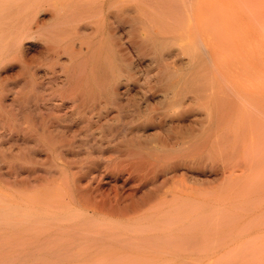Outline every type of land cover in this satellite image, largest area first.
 <instances>
[{"label":"bare ground","instance_id":"bare-ground-1","mask_svg":"<svg viewBox=\"0 0 264 264\" xmlns=\"http://www.w3.org/2000/svg\"><path fill=\"white\" fill-rule=\"evenodd\" d=\"M42 1L47 3L48 0H26L21 5L25 10L32 5L34 7L39 3L41 4ZM49 1L53 6L48 2L47 7L50 5L55 8V15L52 13L49 15L55 20L50 25L51 27H47L50 28L48 34L38 31L39 21L34 20L32 24L36 23L32 25L30 21L28 23L25 19H22V16L21 18L18 16L19 12L15 11L16 7L12 5L13 2H18L17 0L5 1L8 2V11L3 12L4 9H7L5 3V6L3 5L5 8L2 6L0 8L3 9L0 15V63L3 60L20 59L19 68L21 72H27L28 79H30L28 80L29 83L26 80L28 85L25 84L29 86L27 92L25 89V92H20L24 85L20 86L21 84H19L18 87L17 84L18 89L13 86L12 88L15 91L12 90L8 96L13 99L10 101L14 103V107L16 108V103H18L21 108V111H19L24 114L20 115L17 111L19 107H17L16 113L10 112L9 115H5L8 108H3V112L6 110L4 113L0 110V128L8 134H0V137H4V135L6 139L7 136L12 137L11 143L14 142L15 145L18 141L16 139H21V144H24L25 147L24 156H20V158L23 157L24 162L7 163L4 168L0 167V175H2L0 177H10L7 174L11 177H18L23 174V171L25 172L20 180L17 179L19 180L18 183L20 182L19 187L15 184L17 182H13L14 184L12 183L10 187L9 183L11 182L8 181H4V183L7 185L8 182L9 188L4 189L6 186L4 188L0 187V210H5L4 212L8 216H4L6 218L2 216L4 219L2 217L0 219V264H24V259L30 260V262L27 260V264H155V262L164 261L163 257L165 255L161 254L164 247H161L162 249H159L161 253L155 256L148 253L149 250H146L147 253H141L140 251L144 249V243L140 242L141 240L135 235L136 233L133 234L132 232L131 234L130 230L138 225L150 227L153 225L157 227L159 225H170L174 227L175 231L177 230V232L172 231L174 233H179V230L187 233L189 229L185 230L181 226H177L178 228L175 229V226L187 223L188 225H198L199 222L206 221L200 216L205 215L202 212L215 203L213 200L217 196L216 190L212 187L203 188L198 184H202L204 181L200 180L201 177L198 178L199 174H196V176L195 173L190 175L188 171L201 168L205 164L203 162L206 161H204V157H206V154L209 156L211 149L213 150L218 145H222V150L226 152L225 149H227V153L232 155L237 149L236 155L238 153L239 155L232 158V161L235 159V162L233 161L231 164L235 163L236 165V158L238 157L239 162L240 157L243 163V166H240L244 167L243 172L246 170L247 174L250 173L252 176L259 171L260 162L264 157V38L262 36L264 31V0ZM21 5L16 4L15 6L19 7ZM39 7L41 8V6ZM50 9L48 8V10ZM172 19H175V22L171 21V23L179 25L177 29L184 27L186 30L192 31L193 36L196 35L194 39H196L198 46L204 51L206 46L203 42V36L205 38L208 32L211 33L210 30H217L216 28L219 26L224 27L227 31H236L244 49L243 53L242 49L239 51V55L243 54L242 61L212 62L214 65L217 64L221 79L212 80L209 77L207 78V75L206 78L204 77L205 80L200 81L201 89L197 86L202 94L197 91V95L193 94V97H205L204 101L201 100L200 102L198 100L200 103L203 101L201 105L199 103L203 108V110L200 109V112L205 114H202L204 118H201L206 121L201 123L202 125L206 123L205 127H202L203 137H199L196 133L191 136L187 135L193 142L183 145V141L182 146H176L178 137L172 140L177 135H165L169 138L157 143L154 138L159 134V131L147 132V127L154 124V118H158L159 122L173 126L178 132L186 135V129L182 131V128H184L183 121L187 113L192 112V110H190V105L189 109L185 108L187 105V100L184 99L186 96L185 86L192 80L190 78H194L192 76L197 72L195 71L196 68L199 70L197 62L202 64L206 61H194L199 57L196 56L195 52H193L195 55L192 53L193 48L189 45V49L187 47L186 49L191 51L187 53L193 55H188L189 58L186 55L188 60L185 59V61L180 60V57H175V61H169L170 65L167 60H165L167 64L163 61V59H167L166 54L163 53L162 56L161 54L159 56L160 52L157 47H154L155 49L152 46L149 47L151 43L156 41L154 34H158L161 30L167 31V33L171 32L172 29L170 28L174 27V24L169 26L170 30L165 29V27L167 21L169 22ZM177 31L172 32L177 34ZM178 32L180 33V31ZM137 33L141 34H139L140 38L135 37L138 35ZM213 34L211 38H215ZM153 35L154 42L151 38ZM143 36L144 38H142ZM24 39L42 42L46 45L42 50L36 51L39 53L32 54L29 51L32 55L27 58L26 52H28L27 49L30 46L25 47L23 44ZM107 41L117 45L115 49L110 45V61L103 58L104 54L102 52L105 47L103 44ZM148 42H150L149 45ZM49 43L51 45H48ZM163 43L164 41L161 44L163 45ZM194 44L193 46H195ZM176 45L178 46L177 43L174 44V46ZM108 46H106V49H108ZM42 52L43 54L44 52H50L51 54L49 53L48 56L55 57V74L53 73L55 77L51 75V72H53V68L50 67L52 61L50 64L43 65L44 75L39 70L43 62L41 65L33 63L36 62L34 58L39 59L37 57H40ZM149 53L152 54L149 55L151 59L146 61L145 56L148 57ZM209 53L208 56L207 52L206 54L203 52L201 58H212L211 52ZM38 54L39 56L36 57ZM182 54H185V52L182 51ZM134 55L137 56L139 62L133 58ZM172 56L174 55L172 54L170 57ZM143 58V61L139 60ZM159 60L164 62V64L161 63L164 68L162 67L161 76L155 77L152 82L157 86L158 102L160 104L158 108L160 111L158 110L157 116L154 117L149 114L153 109L149 108L150 97L148 98V94L150 92H146L147 87L149 90L151 88L149 86V82H151L148 80L149 76L141 78V76L137 77L136 75L139 72H145V70V74H148L149 69L147 68L153 63L152 61L158 63ZM236 62L239 64L237 69L234 68L223 73L221 65L226 64L230 68L231 65H236ZM195 63L198 65L197 67ZM208 64L204 63L202 65H205L207 71H213ZM39 66L41 67L39 68ZM193 66H195L194 69ZM58 67L60 70L57 69ZM143 67L146 69H143ZM57 71L60 72L56 73ZM142 74L144 75V73ZM201 74L203 76L208 72L201 71ZM212 74L214 75V72ZM45 75L51 78L45 79L51 82L48 88L42 86L44 84L42 80L44 79L41 78H44ZM173 77L176 81L172 85L171 79ZM187 77L190 79L188 82ZM206 79H208L207 86L206 84L203 85L206 83L204 82ZM210 80L211 82H209ZM185 82H187L186 85ZM1 84L0 109L6 105L1 102L6 98H1L5 97L6 94L8 95V92L12 89L5 86L7 84ZM47 84L46 86H48ZM18 93H21L20 98ZM233 97L235 98L234 103L232 102ZM195 103L197 104V102ZM10 104L12 103L10 102ZM54 108L55 116L52 111ZM192 108H195V106ZM235 109L239 113L236 119L234 117V114H236ZM10 110L13 111V109ZM43 110L47 112L43 113ZM147 113L149 115L143 118V115ZM140 114H143L142 117H140ZM201 114L198 113L195 116ZM23 117L26 124L23 123ZM54 117L55 123L53 121ZM101 118H105V122H108L107 132L101 129V131H97L98 127L94 128L95 130L93 129L92 124H97ZM119 120L120 122L122 120L123 123L119 124ZM190 121L192 123L191 119ZM20 125H23L24 128L21 129ZM212 128L214 129L210 131ZM159 129L161 130V128ZM215 130L216 133H214ZM165 136H163L164 139ZM2 139L0 138V140ZM32 141L34 145L38 143L41 146L32 145ZM0 144L2 148L4 143L2 144L0 141ZM217 148L218 151L220 148ZM41 153L46 154V157L43 155L42 160L40 158ZM49 156L53 157H50L52 161L49 162L55 164V187L50 184L51 182L43 180L45 175L43 176V173H40L39 168L40 164L48 163L45 159H48ZM211 158L209 159V161L211 160L210 163L207 164L206 162V164L213 171L216 170V166H221L220 162V165L218 163L215 165L216 160L223 161V158L216 157L215 163L212 161L214 158ZM53 160L55 163H53ZM13 162L15 161L13 160ZM226 162L228 163V161ZM235 165H232V167ZM237 165L239 164L237 163ZM226 166L220 168L223 170ZM44 168L45 174L49 172V176L53 175L52 168ZM260 172L257 174H260ZM4 173H6V176H4ZM119 175L123 177L121 181L117 182L116 179ZM47 176L46 178L49 180L50 177ZM41 178L42 180H40ZM50 180L53 179L50 178ZM229 180L228 178L223 180L222 185L228 187ZM206 181L208 183L210 180L207 179ZM233 185L238 187L239 183L236 181ZM233 185H230V187H233ZM219 193L221 194V192ZM256 198L258 199V197ZM47 206H55V217L51 215L45 217L48 214L45 210ZM190 209V213L195 212L196 215L201 212L199 213L201 215L197 214L195 216L189 213L194 215L191 218L189 214L183 212H189ZM262 210L264 212V208ZM259 213H262L261 210ZM2 214L3 211L0 215ZM185 214L186 216H184ZM222 214H220V217L223 216ZM212 215L213 217L216 216ZM254 216L256 217L255 214ZM54 219L55 221L67 222L66 224L69 222L72 230L63 229L61 224L59 225V223L53 221ZM224 222L227 223V221ZM97 224L101 227L97 228ZM80 226H83L82 230L79 229ZM119 226L125 227V230H122ZM247 226L242 227L245 229ZM250 228H252V225ZM154 229L156 228H152V230ZM240 229L242 228L240 227ZM243 229V232L247 230V228ZM127 230H129V233ZM148 233L150 235V232ZM171 234L170 236H174L173 233ZM204 236L206 237V235ZM218 240L216 236V242ZM212 241L215 242V239ZM183 243L181 242V244ZM178 244L180 246V243ZM157 249L155 250L157 251ZM180 249L184 250V247H180ZM231 249L235 251L233 247ZM244 249L246 248L244 247ZM259 249L262 250V247L259 246L257 250ZM196 260L198 262L194 261L193 264L199 263L197 258Z\"/></svg>","mask_w":264,"mask_h":264},{"label":"rangeland","instance_id":"rangeland-1","mask_svg":"<svg viewBox=\"0 0 264 264\" xmlns=\"http://www.w3.org/2000/svg\"><path fill=\"white\" fill-rule=\"evenodd\" d=\"M5 1H7V0H5ZM4 0H0V8H1V6L2 7H4L5 6V4H7L8 2H5ZM18 2H13L12 3V5L14 6V7H16L15 8V11L17 10L19 13V17L21 18V16H22V19L24 20H26L28 23H29V21H30V24H32V22L35 20V21H39L38 22V24H39V28H38V31H43V33L44 34H48V33H50V28H47V27H49L50 25H52V23L54 22V20H55V18H53V17H51V15H49V14H54L55 15V8L54 7H51V6H53L52 4H51V1H47V3H45L46 1H42L41 2V4L39 3V5H36V6H34L33 7V5L31 6V7H29V8H27V9H25L24 10V7H23V5H21V4H23L26 0H17ZM9 2H11V0H9ZM22 2V3H21ZM48 2L51 4V6L49 5V7H47L48 6ZM5 3V4H4ZM43 3H44V5H43ZM21 5V6H15V5ZM4 5V6H3ZM7 6H8V4L6 5V8H7ZM39 6H41V8L39 7ZM17 7H18V9H17ZM34 9H33V8ZM37 7H39V8H37ZM47 9H46V8ZM5 8V7H4ZM48 8L50 9V10H48ZM3 9H0V15H1V11H2ZM8 11V8L7 9H4L3 10V12L4 11ZM29 10H33V11H29ZM3 12H2V16H3ZM28 12V13H27ZM34 12V13H33ZM46 12V13H45ZM50 12V13H49ZM29 13H31L30 15H29ZM39 13V14H38ZM5 14V13H4ZM21 14V15H20ZM34 15V16H33ZM24 16V17H23ZM47 16H49V17H47ZM30 17V18H29ZM44 17V18H43ZM19 18V19H20ZM46 18V19H45ZM50 18V19H49ZM30 19H33V20H30ZM6 20V19H5ZM53 20V21H52ZM175 19H172V20H169V22L167 21V26L165 27V29H168V30H170V29H172L171 30V32L169 31L168 33H167V31L166 32H164V30H161V32H159L158 34H154L155 35V37H156V41L154 42V39H153V37H154V35L151 37L152 38V40H153V42L154 43H151L150 44V42H148V45H149V47L150 46H152V48L153 49H155L154 47H157L158 48V50H159V56H160V54H161V56L163 55V53L164 54H166L167 55V59L165 58V59H163V61H165V60H167L168 62L169 61H175V57L176 58H178V57H180V60H184L185 61V59H187V58H189V56L193 53V52H195V54H196V56L197 57H199V59H195L194 61H205L204 63L205 64H208L209 66H210V68L211 69H213V71H211V70H209V71H207V68L205 67V65H202V64H204V63H202V64H200L201 62H197L198 63V65H199V70L196 68V70L195 71H197V72H195V74L192 76V77H194V78H190V79H192L191 81H190V79L187 77V82L188 81H190V82H188L189 84H187L186 85V83L187 82H185V87H186V92H185V97H184V99H185V101L187 102H185L187 105H186V109L188 108H190V110H192V112H189V113H187V115L184 117V121H183V124H184V128H182V131H183V129L185 130L186 129V135L184 134V133H182V132H178L176 129H174L175 127H173V126H169V125H167V124H165V123H161V122H159V120H158V118H154L155 120H154V124H151V125H149L147 128H148V130H147V132L148 133H153V131L155 130V132L156 131H159V134L154 138V141L155 142H163V141H165L167 138H169V136H176L174 139H172V140H175L177 137V142H176V146L177 145H179V146H182V143H183V141H184V143H183V145H185V144H187L188 142H193L192 141V139H190V137L189 136H187V135H194L195 133L196 134H198L199 135V137H203V130H202V127L206 124H201V123H204V122H206L204 119H202V118H204V116L203 115H205L204 113H202L201 114V112H200V109L201 110H203V108H202V106H200L202 103H203V99L205 98V97H197V96H195V97H193L195 94H196V91L199 93L200 92V94H202V91L200 90L201 88V83H200V81H202L203 79H204V77L206 78V76H207V78L209 77L210 79H212V80H219V79H221L220 77H221V75L220 74H218V66H217V64L216 65H214L212 62L213 61H242V58H243V51H244V49H243V43H240L241 41L238 39V33H236V31H230V30H226L224 27H222V26H219L218 28H216L217 30H215V29H212V30H210V32L211 33H209L208 32V34H206V36H205V38H204V36H203V42H204V45L206 46V48H205V51L204 50H202L201 49V47L200 46H198V44H197V42H196V39H194V37H196V35L195 36H193L194 35V33L192 32V31H190V30H186L184 27L182 28V27H179V29H177L178 28V26L179 25H177L176 23L174 24V23H171V21L173 22ZM52 21V22H51ZM175 22V21H174ZM36 22H34L33 24H35ZM32 24V25H33ZM41 24V25H40ZM174 24V27H176V28H174V27H169V26H171V25H173ZM47 25V26H46ZM43 27V28H42ZM46 27V28H45ZM51 27V26H50ZM170 28V29H169ZM173 28H174V30H178V31H180V33L177 31V34H176V32H172V31H174L173 30ZM41 29V30H40ZM44 29V30H43ZM183 31H182V30ZM233 30V29H232ZM213 31H217V32H213ZM227 31V32H226ZM165 34H164V33ZM190 32V33H189ZM221 32V33H220ZM212 33H214L213 35L215 36V38L214 37H212L211 38V36H212ZM138 34V33H137ZM136 34V35H137ZM140 34V33H139ZM138 34V35H139ZM226 34H228V35H226ZM236 34V35H235ZM135 36V37H139L140 38V35L139 36ZM164 35V36H163ZM181 35V37H183V38H181V37H179ZM190 35V36H189ZM235 35V36H234ZM161 38H160V37ZM187 36V37H186ZM192 36V37H191ZM229 38H228V37ZM232 36H234V37H232ZM262 36H263V38H264V31L262 32ZM145 37H147L146 35H145ZM163 37H167V38H164L163 39ZM142 38H144V36L142 37ZM185 38V39H184ZM234 38H235V40H234ZM148 39V38H147ZM162 39V40H161ZM174 39V40H173ZM184 39V40H183ZM187 39V40H186ZM191 41H190V40ZM194 39V40H193ZM237 39V40H236ZM149 40H150V37H149ZM148 40V41H149ZM211 40V41H210ZM220 40V41H219ZM239 40V41H238ZM24 42H23V44L25 45V47L26 46H30L28 49H27V51L28 52H26V55H27V58L28 57H30L32 54H34L36 51H39L40 49L42 50L43 49V47H45V45L46 44H43L42 42H38V41H36V42H33V41H30V40H26V39H24L23 40ZM164 41V43H163V45L161 44L162 42ZM171 41V42H170ZM174 41V44L175 43H177L178 44V46L176 45V46H174V44L172 45V42ZM177 41H179V42H177ZM190 41V42H189ZM216 41V42H215ZM234 41V42H233ZM236 41V42H235ZM152 42V41H151ZM157 42V43H156ZM185 42V43H184ZM218 42H219V44H218ZM229 42V43H228ZM32 43L34 44L33 46H32ZM191 43V44H190ZM195 43V44H194ZM226 43V44H225ZM236 43V44H235ZM237 43H239V45H237ZM109 46H108V45ZM153 44H154V46H153ZM160 44V45H159ZM193 44L196 46H193ZM36 45V46H35ZM48 45H51V43H49ZM104 46V49H103V54H104V59H109L110 58V56H111V52H109V49H110V45H112L113 47H114V49L117 47V45H115L114 43H110V42H108L107 41V43L105 42L104 44H103ZM170 45H172V46H170ZM185 45H187V46H185ZM189 45H191L192 47L191 48H193L194 49V51H193V49H192V53L191 54H188L187 52H189L190 53V51L191 50H187V49H189ZM35 46V47H34ZM76 46V48L78 47L77 46V44L75 45ZM106 46H108L107 48L108 49H106ZM160 46V47H159ZM170 46V47H169ZM185 46V47H184ZM233 46V47H232ZM177 47H178V49H177ZM183 47V48H182ZM186 47H187V49H186ZM197 47H198V49H197ZM27 48V47H26ZM34 48V49H33ZM152 48H151V50H152ZM161 48V49H160ZM164 48V49H163ZM166 48V49H165ZM172 48V49H171ZM176 48V52L174 51V49ZM226 48V49H225ZM37 49V50H36ZM183 49V50H182ZM185 49H186V51H185ZM208 51H207V50ZM233 49V50H232ZM240 49H242V53L239 55V51H240ZM150 49H149V51H151ZM179 50H181V51H179ZM32 53H30V52ZM110 51H111V49H110ZM165 51V52H164ZM182 51H183V53L185 52V54H182ZM213 51V52H212ZM173 52V53H172ZM203 52L206 54V52L208 53V56H209V52H211V56H212V58H214V59H212V58H210V57H208L209 59H207V57H203V58H205L204 60H203V58H201L202 57V55H203ZM36 53H39V52H36ZM49 53L50 52H47V53H45L44 52V54H43V52H42V54H41V56L40 57H37V56H39V54L38 55H36V57L37 58H39V59H35L34 58V61H36V62H33V63H39L40 65H41V63H42V67L41 66H39V70L42 72V75H44L43 73H45V72H43V68H44V66L43 65H46V64H50V62H51V64L52 65H50V67H52L53 69V72H51L52 74V76H54L55 77V57L53 58L52 56H50V57H52L51 59H50V57L48 56L49 55ZM151 53H152V51H151ZM151 53H149L148 54V57L147 56H145V60L147 61L148 59L150 60L151 59V57L149 56ZM198 53H201V54H198ZM51 54V53H50ZM168 54H169V56H168ZM174 55V56H172V57H170L171 55ZM178 56H177V55ZM194 54V53H193ZM192 54V55H193ZM194 54V55H195ZM45 55V56H44ZM110 55V56H109ZM152 55V54H151ZM186 55H187V58H186ZM189 55V56H188ZM53 56H55V55H53ZM142 56V55H141ZM213 56H215V57H213ZM108 57V58H107ZM169 57V58H168ZM112 58V57H111ZM133 58L135 59V60H137V62H139L138 61V59H137V56L136 55H134L133 56ZM229 60H228V59ZM240 58V59H239ZM17 60V61H16ZM42 60V61H41ZM140 61H143L144 60V58L143 59H139ZM148 60V61H149ZM162 60V59H161ZM177 61H178V59H176ZM188 60V59H187ZM19 61H20V59L18 60V58H14L12 61H8V60H3V62H1L0 63V84L3 82L4 84H7V85H5V86H9L8 88H12L13 86H15L14 88L15 89H18V87H19V84H21L20 86H23L24 85V87H23V91L21 90L20 92H25V90H26V92H27V89H29V86H26V85H28V80H30V79H28L29 78V76H28V73L27 72H21V69L19 68L20 67V63H19ZM39 61V62H38ZM109 61H110V59H109ZM115 61H117V60H115ZM160 61V60H159ZM163 61H160V62H158V63H156V62H154V61H152L153 63L152 64H150L149 65V67L147 68V69H149V72H148V74H145L146 73V70H145V72H139L136 76L137 77H140L141 76V78L143 77H145V76H149V78H148V80H150L151 82H149V86L151 87L150 88V90L151 91H153V93H151V91L148 89V87L146 88V92H150L148 95V98H149V102H150V104H149V108L152 110L153 109V111H150V113L149 114H151L152 116H154V117H156L157 116V114H158V112L160 111L158 108H159V106H160V104H159V102H158V91H157V86H155L152 82H153V80L155 79V77H160L161 76V74H162V67L164 68V66H162L161 65V63L163 62ZM208 61V62H207ZM48 62V63H47ZM54 62V63H53ZM166 62V61H165ZM160 63V64H159ZM159 64V65H158ZM163 64H164V62H163ZM166 64H167V62H166ZM165 64V65H166ZM168 64H170V62L168 63ZM153 65V66H152ZM171 65V64H170ZM196 63H195V66L197 67L198 66ZM216 66L215 67V69H214V66ZM239 64L236 62V65L234 64V65H231V67L230 68H228V66H226V64H223V65H221L222 67H221V69H222V71H223V73L225 72H227V71H231L232 69H234V68H236L237 69V66H238ZM54 66V67H53ZM195 66H193V69H194V67ZM204 66V67H203ZM157 67H159V68H157ZM213 67V68H212ZM202 68V69H201ZM6 69V70H5ZM58 70H60V68L58 67L57 68ZM143 69H146L145 67H143ZM155 69V70H154ZM161 69V70H160ZM17 70V71H16ZM154 70V71H153ZM22 71H24V70H22ZM45 71H47V70H45ZM144 71V70H143ZM151 71V72H150ZM153 71V72H152ZM201 71H205V73H207L208 72V74H203V76H202V74H201ZM215 71H216V75H215ZM60 72V71H59ZM58 71L56 72V73H59ZM160 72V73H159ZM211 72V73H210ZM214 72V75L212 74ZM16 75H15V74ZM21 73V74H20ZM54 73V74H53ZM140 73H141V75H140ZM142 73H144V75L142 74ZM197 73H200V74H197ZM8 74V75H7ZM20 74V75H19ZM3 75V76H2ZM6 75V76H5ZM18 75V76H17ZM143 75V76H142ZM152 76H154V77H152ZM188 76V75H187ZM195 76H196V79H195ZM202 76V77H201ZM5 77H6V79H5ZM43 77V76H42ZM47 77V78H46ZM53 77V78H54ZM198 77V78H197ZM218 77V78H217ZM2 78H3V80H2ZM49 77L48 76H46L45 75V77L44 78H41V79H48ZM153 78V79H152ZM23 79V80H22ZM49 79H51V78H49ZM201 79V80H200ZM26 80H27V84H26ZM42 80V82L44 83V84H42V86L43 87H46V88H48V87H50V85H49V83H51V82H49V80ZM205 80V79H204ZM171 81H172V85H173V83H175V78L173 77L172 79H171ZM196 81V82H195ZM207 81H208V79H206V81H204V82H206V83H202L203 85H205L206 84V86H207ZM222 81H225V80H222ZM194 82V83H193ZM209 82H211V80L209 81ZM1 84V85H4V84ZM48 85V86H46V84ZM150 83H152V84H150ZM9 84V85H8ZM18 84V85H17ZM26 84V85H25ZM148 84V83H147ZM18 87H17V86ZM200 85V86H199ZM202 85V86H203ZM11 86V87H10ZM27 88H26V87ZM197 86H198V88H200L199 90H198V88H197ZM185 87H184V91H185ZM14 88H12L11 89V91H9L8 92V95L6 96L5 95V97H2L1 99H4V98H6V99H4V100H1V102H2V104H6L4 107H1L2 109H0L1 110V112L2 113H4L6 110H4V112H3V108H8V112L5 114V115H9V113L10 112H14V113H16L17 111L20 113V115H22V114H24V113H22V112H20L21 110V108L18 106V103H16V105H17V107H19V109L16 107H14V103L12 102V101H10L12 98H10V97H8L9 96V94L12 92V90H14ZM25 89V90H24ZM153 89V90H152ZM49 90V89H48ZM47 90V91H48ZM193 90V91H192ZM15 91V90H14ZM157 91V92H156ZM155 92V93H154ZM193 92H195V93H193ZM204 92V91H203ZM4 93V92H3ZM5 93H7V92H5ZM187 93H189V94H187ZM2 94V93H1ZM0 94V95H1ZM19 95H18V97L20 98V94L21 93H18ZM194 94V95H193ZM157 95V96H156ZM197 95V94H196ZM233 95V94H232ZM3 96V95H2ZM11 96V95H10ZM192 98H191V97ZM152 97H153V99H152ZM154 97H156V98H154ZM187 97H189V99H187ZM200 98V99H199ZM191 99V100H190ZM13 100V99H12ZM154 100V101H153ZM194 102H193V101ZM201 102V100H203L202 101V103H200L199 101ZM189 101V102H188ZM191 101H192V103H191ZM234 101H235V98L233 97V99H232V102L234 103ZM10 102L12 103V104H10ZM153 102V103H152ZM195 102H197V104L195 103ZM8 103V104H7ZM155 105L154 107H152L153 105ZM155 103V104H154ZM199 103H200V105H199ZM10 105H12V106H10ZM15 105V106H16ZM189 105H190V107H189ZM192 105V106H191ZM196 105H197V108H196ZM199 105V106H198ZM151 106V107H150ZM158 106V107H157ZM195 106V108H192V107H194ZM10 107V108H9ZM200 107V108H199ZM10 109H13V111L12 110H10ZM15 109V110H14ZM16 109H18L17 111H16ZM237 109V108H236ZM236 109H235V113L236 114H234V117H235V119L237 118V115L239 116V113H237V111H236ZM20 110V111H19ZM45 110V109H44ZM43 110V113L44 112H47V111H44ZM159 110V111H158ZM53 112H54V116H55V108L52 110ZM199 111V112H198ZM11 113V114H12ZM145 114V115H143V114H140L141 116L140 117H142V115H143V118H145V117H147V115H149V114ZM192 113V114H191ZM193 113H195V114H201L200 116H198V115H196L195 116V114H193ZM34 114V113H33ZM36 114V113H35ZM193 116H195L196 118H197V120H198V122H197V120L195 119V117H193ZM18 117H19V115H18ZM188 117V118H187ZM202 117V118H201ZM201 118V119H200ZM105 119V118H104ZM103 118H101V120L96 124V123H93L92 124V126H93V129L94 128H96V127H98V129H96L97 131H101V130H105L106 132L108 131V129H107V125H108V122H105V120H104ZM190 119L192 120V123H191V121H190ZM202 120H204V121H202ZM22 121V120H21ZM20 121V123H22ZM53 121H54V123H55V117H54V119H53ZM193 121H195L194 123H193ZM121 122H122V120H121ZM120 122V120H119V124H122ZM23 123L24 124H26L25 123V119H24V117H23ZM22 123V124H23ZM103 123H104V125H103ZM191 123V124H190ZM198 123H200V124H198ZM194 124V125H193ZM198 124V125H197ZM188 125V126H187ZM191 126V127H190ZM192 126H194V127H192ZM22 127H23V125H20V128L22 129ZM153 127V128H152ZM167 127V128H166ZM198 127V128H197ZM205 127V126H204ZM24 128V127H23ZM151 128V129H150ZM159 128H161V130L159 129ZM199 128H200V130H199ZM214 128H216V127H214ZM214 128H212V129H210V131H212ZM101 129V130H100ZM158 129V130H157ZM165 129V130H164ZM203 129H205V128H203ZM0 130H1V128H0ZM95 130V129H94ZM152 130V131H151ZM192 130H194V131H192ZM206 130V129H205ZM217 130V129H216ZM216 130L214 131V133H216ZM164 131V132H163ZM191 131V132H190ZM167 132V133H166ZM188 132V133H187ZM198 132V133H197ZM202 132V133H201ZM164 133H166V134H164ZM200 133V134H199ZM0 134H7L6 132H5V130L3 131V129L0 131ZM171 134V135H170ZM4 135V137H0L2 140H0L1 141V143L3 144L4 143V145H2V148L0 147V167L1 168H4L5 167V165L7 164V163H21V162H24V160H23V157H21L20 158V156H24V154L23 153H25V147H24V144H21L22 143V141H21V139H16V137L14 138V140L16 139V140H18L17 142H16V140H15V142H16V145L14 144V142L13 143H11L12 142V137L10 138L9 136H7L8 138L6 139V136ZM8 135V134H7ZM165 135H169V136H165ZM163 136H165V139H164V137ZM11 139V141H9ZM190 139V140H189ZM20 140V141H19ZM171 140V139H170ZM180 140V142H178ZM9 141V142H8ZM7 143V144H6ZM34 142L32 141V145H34L33 144ZM178 143H180V144H178ZM36 146L38 145V143H36L35 144ZM34 145V146H35ZM40 146H41V144H39ZM38 145V146H39ZM53 145H55V144H53ZM0 146H1V144H0ZM6 146V147H5ZM8 147V148H7ZM15 147H16V149H15ZM217 147H219L220 149H221V151H220V149L217 151ZM217 147H215V148H213V150L211 149V151L209 152L210 154H209V156H208V154H206V157H204V161L205 162H203V163H205L204 165H202V167L201 168H198V169H192V170H189L188 171V173L190 174V175H193L194 173V175L196 176V174L198 175V178L200 179V177H201V179L200 180H204L203 181V183L201 184V183H198L199 185H201L203 188H210V187H212L214 190H216V195L217 196H215V198H214V200H213V202H215L214 204H212L211 205V207L210 208H208V209H206V210H204V211H206L205 213H204V211L202 212L203 214H205V215H201V214H199V213H201V212H199V213H197L198 215H201L200 217H203V219H205L206 221H203V222H199L198 223V225L197 224H190V225H188V223L187 224H179V225H176L175 226V229H176V227L178 226V227H183L185 230H188L187 231V233L190 231L191 233H184V232H186V231H183V232H181V230H179V233H174V232H172V231H175L174 230V227L172 226H168V225H165V226H168V227H165L164 225H159L158 227L155 225H153V226H146V225H138V226H135V227H132V229L130 230L131 231V234H132V232H133V234H135V235H137L138 236V239L139 240H141L140 242L141 243H144V249L143 250H141L140 252L141 253H147V251L146 250H149V252L148 253H150V254H152V255H156V254H158V253H161L162 255H165L164 257H163V259H164V261H160V262H155V264H181L182 262V264H193L194 263V261H197L196 260V258L199 260V263L198 264H264V254H263V252H264V212H263V210H262V208H264V157L262 158V161L260 162V166H259V171L257 172V173H259L260 171V174H254V175H250V173L249 174H247V172H246V170H244V172H243V169H244V167H241V166H243V163H242V161L240 160V157H239V162L241 161V164L238 162V157L236 158V161H237V163L239 164V165H237V163H236V165H235V163H233V164H231V162H233L232 161V158H234L235 157V155H236V153H237V149L235 150V152L233 153L234 155H232V154H228L227 152H228V150L227 149H225L226 150V152L224 151V150H222V145H218ZM14 148V149H13ZM19 150V151H18ZM2 151V152H1ZM8 151H9V153H8ZM212 151H215V152H213L212 153ZM172 152V151H171ZM218 152V153H217ZM221 152V154H219ZM10 153H11V155H10ZM223 153V154H222ZM227 153V154H226ZM6 154V155H5ZM18 154H20L19 156H17ZM211 154H212V156H211ZM213 154H214V156H213ZM8 155V156H7ZM40 155H44L45 157H46V154L44 153V154H40ZM216 155V156H215ZM231 155V157H229ZM239 155V153L236 155V156H238ZM2 156V157H1ZM12 156H14V157H12ZM40 157L41 158V160L44 158V156L43 157ZM219 156V157H218ZM223 158V161H219V159H215L216 157L217 158H220L221 159V157ZM226 156V157H225ZM6 157V158H5ZM9 157V158H8ZM17 157H19V158H17ZM51 156H49L48 157V159H45L48 163H46V164H43V163H45V162H43L42 164L43 165H39V168H40V173L42 174L43 173V180H46V182H51L50 184L52 185V186H54L55 187V164L53 165L52 164V162L50 163L49 161H52V160H50L51 158H53V157H51ZM209 157V158H208ZM211 157H213V158H211ZM225 157V158H224ZM229 157V158H228ZM3 158V159H2ZM213 159L212 161H214V160H216V161H214V163H215V165L218 163V165H220V163H221V166H214L215 168H216V170H211L210 169V167L207 165L208 163H210V161H209V159ZM231 158V159H230ZM227 159V160H226ZM3 160V161H2ZM13 160L15 161V162H13ZM44 160V161H45ZM228 161V163L226 162V161ZM3 163H2V162ZM9 161H11V162H9ZM224 161H225V163H226V165L228 166V168H226L227 166L225 165V163H224ZM229 161H230V164H229ZM5 162V163H4ZM206 162H207V164H206ZM220 162V163H219ZM223 162V163H222ZM235 162V161H234ZM53 163H55V161L53 160ZM224 164V165H223ZM223 165V166H222ZM232 165H235L234 167H232ZM241 165V166H240ZM224 166H226L223 170L221 169V168H223ZM44 167H48V168H52V171L54 172L53 173V175H51V176H49L48 174H49V172H47V174H45L46 172H44L43 171V168ZM221 167V168H220ZM47 168V169H48ZM218 168H220L219 170H218ZM231 168V169H230ZM262 168V169H261ZM45 169V168H44ZM54 169V170H53ZM4 170V169H3ZM207 170H208V172H207ZM42 171V172H41ZM195 171V172H194ZM233 171V172H232ZM203 172V173H202ZM225 172H227L226 174H225ZM23 174H20L21 176H16V177H11V175H8L7 174V176H10V177H0V187L2 188H4V186H6L4 189H6L7 187L9 188V186L14 182H17V183H15V184H17V186L20 184V182L18 183V181L21 179V177L22 176H24V171L22 172ZM205 173V174H204ZM216 173H218L219 175H217ZM229 173H231L230 175H229ZM1 174H3V173H1ZM5 175L4 176H6V173H4ZM215 174H216V176H215ZM48 175V176H47ZM211 175V176H210ZM250 175V176H249ZM263 175V176H262ZM0 176H2V175H0ZM46 176L47 177H50L51 179H53L52 181L50 180V178H49V180H48V178H46ZM209 176V178H207V177ZM122 175H119V177H117V179H116V181L117 182H119V181H121V179H122ZM224 177H225V179L226 178H228V180H229V186L228 187H225L224 185H222L224 182H223V180H225L224 179ZM4 178V179H3ZM19 178V180H17ZM236 178H238V179H236ZM10 179V180H9ZM207 179H209L210 181H208V183H206L207 181L206 180ZM223 179V180H222ZM236 179V180H235ZM263 179V180H262ZM13 180V181H12ZM14 180H16V181H14ZM40 180H42V178L40 179ZM216 180V181H215ZM4 181H8V182H11V183H9V186H8V182H7V185H6V183H4ZM236 181L239 183V185H238V187H237V185H233L234 183H236ZM41 182V181H40ZM45 182V181H44ZM240 182H241V184H240ZM13 183V184H14ZM5 184V185H4ZM249 184V185H248ZM256 184V185H255ZM3 185V186H2ZM230 185H233V187L231 186L230 187ZM241 185V186H240ZM247 185V186H246ZM215 186V187H214ZM246 186V187H245ZM11 187V186H10ZM19 187V186H18ZM21 187V186H20ZM229 187H230V191H229ZM240 187V188H239ZM244 187V188H243ZM256 187V188H255ZM228 189V191H226L227 189ZM233 188H235V189H233ZM248 188V189H247ZM35 189V188H34ZM218 189V190H217ZM255 189V190H254ZM32 190V189H31ZM222 190H223V192H222ZM235 191V192H234ZM251 191H253V192H251ZM219 192H221V194L219 193ZM230 193V194H229ZM222 195V196H221ZM231 195V196H230ZM254 195V196H253ZM250 196V197H249ZM223 197V198H222ZM256 197H258V199L256 198ZM235 198V199H234ZM254 198H256V199H254ZM224 199V200H223ZM252 199V200H251ZM227 200V201H226ZM229 200V201H228ZM233 201V202H232ZM255 201V202H254ZM218 202H219V204H218ZM255 203V204H254ZM238 204V205H237ZM253 204V205H252ZM261 204V205H260ZM232 205H234V206H232ZM261 206V207H259V206ZM236 206V207H235ZM235 207V208H234ZM233 208V209H232ZM250 208H252V209H250ZM210 209H211V211H210ZM221 209H223L222 211H221ZM235 209V210H234ZM45 210L48 212V214H47V216H45V217H48V215H51L52 217H55V206H47L46 208H45ZM213 210H215V211H213ZM251 210V211H250ZM253 210V211H252ZM256 210V211H255ZM260 210H261V212L262 213H259L260 212ZM2 211H3V214L2 215H0V219H1V217L3 216H6V217H8L6 214V212H4L5 210H0V213H2ZM50 211V212H49ZM189 212H187V211H183L184 213L186 212L187 214H189L190 213V211H191V209L190 210H188ZM224 211V212H223ZM259 211V212H258ZM192 212H194V211H192ZM256 212V213H255ZM5 213V214H4ZM195 213V212H194ZM194 213H190V214H194ZM217 213H223L222 215L223 216H221L220 217V214L218 215ZM225 213V214H224ZM230 213V214H229ZM189 214V216H191V218L192 217H194V215H190ZM197 214L195 215V216H197ZM212 214H214V215H216V216H214L213 217V215ZM235 214V215H234ZM237 214V215H236ZM254 214L256 215V217L254 216ZM259 214H260V216H259ZM54 215V216H53ZM228 215V216H227ZM233 215V216H232ZM243 215V216H242ZM251 215V216H250ZM257 215H258V217H257ZM184 216H186V214L184 215ZM188 216V215H187ZM252 216H254V217H252ZM2 217V218H3ZM6 217H4V218H6ZM44 217V218H45ZM228 218V220H227V218ZM234 217V218H233ZM236 217H237V219H236ZM3 218V219H4ZM216 218H217V220H216ZM241 219V220H240ZM220 221V223H219V221ZM53 221H55V219L53 220ZM224 221H227V223L226 222H224ZM231 221V222H230ZM62 221H55V223H59V225L61 224V226H62V228L63 229H68V230H72L71 229V226H69V222H68V224H66L67 222H62ZM204 222H206V223H204ZM223 223V224H222ZM222 224V225H221ZM243 224V225H242ZM248 225L247 227H245V229L247 228V230L246 231H242V229H243V227L242 226H245V225ZM66 225V226H65ZM71 225V224H70ZM98 225V224H97ZM188 225V226H187ZM197 225V226H196ZM201 225V226H200ZM208 225V226H207ZM227 225H228V227H227ZM251 225H252V228H250L251 227ZM256 225H258V226H256ZM161 226V227H160ZM164 226V227H163ZM193 226V227H192ZM250 226V227H249ZM67 227V228H66ZM69 227V228H68ZM83 227V226H82ZM82 227L80 226V228L79 229H81L82 230ZM97 228L99 227H101V225H98V226H96ZM120 228H122V230H125V227H123V226H119ZM145 227V228H144ZM149 227L151 228V231H150V229H149ZM177 227V228H178ZM231 227H232V229H231ZM240 227L242 228V229H240ZM135 228H137V229H135ZM152 228H156L157 229V231H156V229H154V230H152ZM196 228V229H195ZM198 228V229H197ZM203 228V229H202ZM229 228V229H228ZM250 228V229H249ZM144 229H146V230H144ZM149 229V230H148ZM237 229V230H236ZM245 229H243V230H245ZM255 229V230H254ZM171 230V231H170ZM229 230V231H228ZM128 231V233H129V230H127ZM139 231V232H138ZM142 231V232H141ZM145 231H147V232H145ZM160 231V232H159ZM81 232V231H80ZM138 232V233H137ZM142 234H141V233ZM148 232H150V235H151V237H152V239H151V237H150V235H149V233ZM164 232H166V233H164ZM175 232H177V230L175 231ZM201 232H202V234H201ZM204 232V233H203ZM227 232V233H226ZM233 232V233H232ZM124 233H126V232H124ZM162 234V235H160V234ZM171 233H173V235L174 236H170V235H172ZM209 233V234H208ZM213 233V234H212ZM214 233H215V235H214ZM236 233V234H235ZM77 234H79V232H77ZM145 234V235H144ZM166 236H165V235ZM169 234V235H168ZM177 234V235H176ZM218 234V235H217ZM227 234H228V236H227ZM259 234V235H258ZM195 235H196V237H195ZM201 235V236H200ZM204 235H206V237L204 236ZM212 235H213V237H212ZM230 235V236H229ZM255 235H258V236H255ZM141 236H143L142 237V239H141ZM145 236H146V238H145ZM149 236V237H148ZM154 236V237H153ZM216 236H217V238L219 239L217 242H216ZM245 236V237H244ZM249 236V237H248ZM259 236H261V237H259ZM160 237V238H159ZM170 237V238H169ZM190 237V238H189ZM205 237V238H204ZM229 237V238H228ZM143 238H145L144 240H145V242H146V244L148 245H146L145 244V242H144V240H143ZM168 238V239H167ZM202 238V239H201ZM242 238H243V240H245V238H247L246 240H245V242H243V240H242ZM257 239L256 240V242H255V239ZM151 239V240H150ZM181 239H184V240H182L181 241ZM198 239V240H197ZM207 240V241H203V240ZM211 241H209V240ZM215 239V242H213L212 240H214ZM149 240H150V242H149ZM165 240V241H164ZM172 240V241H171ZM186 240V241H185ZM201 240V241H200ZM221 240V241H220ZM241 240V241H240ZM185 241V242H184ZM203 241V242H202ZM168 244H167V243ZM181 242L183 243V244H181ZM186 242H187V244H186ZM209 242V243H208ZM219 242V243H218ZM231 242V243H230ZM241 242V243H240ZM253 242V243H252ZM260 242V243H259ZM263 242V243H262ZM162 243V244H161ZM178 243H180V246H179V244ZM190 245H189V244ZM202 243V244H201ZM207 243V244H206ZM218 243V244H217ZM246 244V246H245V244ZM247 243H248V245H247ZM252 243V244H251ZM158 244V245H157ZM186 244V245H185ZM224 244V245H223ZM160 245V246H159ZM175 245V246H174ZM193 245V246H192ZM207 245V246H206ZM211 245V246H210ZM238 245H240L239 247H238ZM243 245V246H242ZM256 245V246H255ZM257 245H259L260 247H262V250H257L258 248H259V246L257 247ZM149 246H151V247H149ZM209 246V247H208ZM161 247H164L163 249V251H159V249H162ZM180 247L182 248V247H184V250L182 249H180ZM188 248L187 250H186V248ZM214 247V248H213ZM225 247V248H224ZM234 248L235 249V251L234 250H232L231 248ZM236 247V248H235ZM244 247L246 248V249H244ZM249 247V248H248ZM255 247V248H254ZM257 247V248H256ZM158 248V249H157ZM169 248V249H168ZM203 248V249H202ZM212 248V249H211ZM155 249H157V251L155 250ZM167 249V250H166ZM173 249V250H172ZM247 251V252H246ZM250 251V252H249ZM260 251H261V253H260ZM139 252V253H140ZM140 253V254H141ZM187 253V254H186ZM206 253V254H205ZM249 253H252V254H249ZM170 254V255H169ZM261 254V255H260ZM258 256H259V258H258ZM174 258V259H173ZM193 259V262H192V259ZM186 259V260H185ZM195 259V260H194ZM26 262H25V261ZM23 260V262H24V264H27L28 263V261L30 262V260L29 259H24ZM28 260V261H27ZM188 260H189V263H188ZM163 262H165V263H163ZM185 262V263H184ZM198 262V261H197ZM252 262V263H251Z\"/></svg>","mask_w":264,"mask_h":264}]
</instances>
